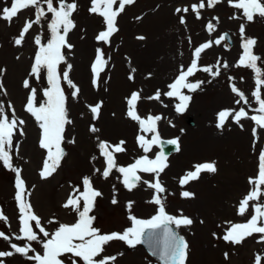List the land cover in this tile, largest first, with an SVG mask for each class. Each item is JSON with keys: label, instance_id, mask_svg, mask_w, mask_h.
<instances>
[{"label": "rangeland", "instance_id": "1", "mask_svg": "<svg viewBox=\"0 0 264 264\" xmlns=\"http://www.w3.org/2000/svg\"><path fill=\"white\" fill-rule=\"evenodd\" d=\"M75 2L78 5L72 16L75 27L67 37L73 47L63 50L66 62L59 65V71L62 74L68 70L66 64H71L69 77L80 92L73 96V89L61 81L72 123L66 125L65 140L61 145L65 155L60 167L47 179L40 176L46 158V150L39 146L41 130L34 117L26 111V104L33 88L37 91V104L46 99L43 96V90L49 87L46 72L42 71L37 77L32 74V67L39 51L35 39L39 37L42 43H47L53 16L47 13L40 24H34L21 45H16L14 40L25 21L35 19V9L22 10L11 23L0 19V82L4 86L0 90V102L10 118L14 109L15 118L25 121L20 126L24 134L17 131L13 138L10 150L12 164L13 168L21 170V177L30 193L28 201L41 218L42 226L51 233L60 223L76 221L77 214L71 208H64L63 204L75 188L83 191L85 176L90 177L93 186L102 193L96 198L90 213L96 217L94 226L101 233H122L132 226L130 217L133 215L139 219L151 218L158 210V206L152 203L155 192L143 181H154V174L140 173L142 180L131 191L125 188L121 174L115 170L104 179L100 172L95 171L100 169L102 172L105 167L98 144L108 141L116 145L125 141L126 151L116 154L120 166H127L143 155L154 159L171 145L172 149L165 154L168 167L159 177L166 189L161 195L169 214H183L193 220L191 226L179 228L189 245L186 264H255L256 256L264 258V234H253L241 244L222 239L232 223H243L250 218L247 213L238 215V206L253 187L249 178L258 176L259 154L264 151V129L250 119L259 114L256 111L259 105L253 96L256 74L251 68L236 66L243 52L239 31L243 24L244 36L257 40L253 52L261 57L258 67L264 68V18L256 16L248 22L242 10L231 6L228 0H222L213 8L206 6L200 11L199 19L191 6L200 0H135L117 18L119 30L110 38V43H104L97 41L96 36L106 26L103 17L89 11L91 0ZM205 3L207 5V0ZM10 4L11 0H0V8ZM58 4L59 0H54V6L58 7ZM42 6L46 11L43 0ZM184 7L189 8L187 13L176 12L177 8ZM181 16L186 23H180ZM209 22L214 25L212 32L206 27ZM224 31L232 35L233 44L225 39L216 45L214 41L223 36ZM209 41L213 42L212 46L201 54L198 67H212L220 75L213 76L200 70L190 77L191 82L204 83L195 92L183 90L192 99L184 112H177L175 105L179 103L178 99L163 93L169 90L168 85L177 78L181 66L185 70L190 66L195 58V48ZM98 50H103L108 63L96 78L92 65ZM225 62L228 68L223 67ZM25 80L29 88L24 87ZM233 84L245 93L247 104L243 100L240 104L235 103L239 97L231 91ZM158 90L161 92L160 100L148 99ZM133 92L141 93L137 111L142 118L149 115L162 117L157 123L160 142L153 145L149 153H144L139 147L138 137L144 135L152 139L154 134L142 132L140 124L127 116V99ZM261 93L264 96V86H261ZM101 102L99 118L93 119L90 106ZM241 107L248 112V118L237 124L229 117L224 128L217 127L221 110L238 111ZM92 126L99 131L91 132ZM73 140L74 143L71 142ZM171 140H178L179 151L177 145L168 143ZM197 143L199 148L195 147ZM213 161L217 168L215 173L203 172L199 179L183 186L180 184V179L194 170V165ZM15 183L16 173L0 161V209L7 218L0 220V231L11 237L10 241L0 238V251H14L11 243L18 246L26 243L15 239L20 235L21 226ZM261 188L264 190V186ZM184 191L194 196L185 198L181 195ZM114 198L117 203H112ZM261 201H264V196ZM129 202H132L131 208ZM253 203L250 202L249 213ZM50 220L53 222L49 223ZM33 229L40 240L45 239L35 222ZM31 246L42 254L39 241L32 242ZM102 255L116 256L113 264H161L141 244L132 247L122 241L110 242ZM2 259L4 264H35L20 254ZM78 264L83 262L78 261ZM261 264H264V259Z\"/></svg>", "mask_w": 264, "mask_h": 264}, {"label": "snow or ice", "instance_id": "2", "mask_svg": "<svg viewBox=\"0 0 264 264\" xmlns=\"http://www.w3.org/2000/svg\"><path fill=\"white\" fill-rule=\"evenodd\" d=\"M134 2L135 0H91L89 11L103 17L106 26L105 30L100 31L96 36L97 41L110 43V38L119 30L117 18L124 12L126 6ZM221 2L222 0H207L206 5L205 0H200L198 4H193L191 8L195 12L196 18L199 19L202 9L206 6L213 8ZM228 3L234 8L242 10L243 16L248 22H252L256 16L264 18V0H228ZM43 4L47 6L46 11L42 6V0H11L10 6L0 8V19L11 23L22 10L30 7L35 9V19L26 20L18 38L14 40L16 45H21L34 24H40L47 13H51L53 16L49 25L51 35L47 43H42L39 37L35 39V43L39 45V51L35 56V63L32 67V74L37 77L40 76L42 71L46 72L49 84V87L43 90V96L46 99L37 104V91L33 88L30 90V96L26 104V111L34 117L41 130L39 146L41 149L46 150V158L43 161L40 176L42 179H47L60 167L61 160L65 155L61 145L65 140L66 125L72 123L68 117L65 90L61 85V81L67 82V85L73 89V96L78 95L80 89L69 77L68 70L71 69V64H66L68 70L63 71L62 74L59 71V65L66 62L63 50L73 47L68 43L67 37L70 30L75 27L72 16L77 11L78 5L75 0H72V2L59 0L58 7L54 6V0H43ZM188 11V7L176 9L177 13H187ZM180 23H186L183 16L180 17ZM206 27L209 32L214 30V25L211 22ZM239 31L243 41V52L236 66L251 68L256 74V90L253 92V96L258 102L259 107L256 111L259 114L251 116L250 119L259 128L264 129V96L261 93V86H264V68L258 67V61H261V57L253 52L257 40L244 36L245 27L243 24L240 25ZM138 38L144 39V37ZM225 39H227L226 34L220 36L214 43L219 45ZM212 43V41H209L195 48V58L191 61L190 66L186 70L181 66L179 75L174 82L168 85L169 90L163 93L169 98L178 99L179 103L175 105L177 112H184L192 99L183 90L187 89L195 92L204 83L203 81L191 82L190 77H193L200 70L213 76L220 75V72L218 70L214 72L212 67L205 66L202 69L198 67L201 54L210 48ZM107 63L103 50H98L92 65L94 77L99 78ZM228 66L226 62L223 64L224 68H228ZM24 87H30L27 80L24 82ZM3 88V83L0 82V90H3ZM231 91L239 97L235 101L236 104H240L242 100L245 104L248 103L245 93L237 88L235 84L232 85ZM4 94L6 95V91ZM160 98L161 92L159 90L154 96L148 97V99L156 100H160ZM140 100V92L131 94L127 99V116L140 124L142 132L154 134L152 139H147L144 135L138 137L139 147L144 153H149L153 145L160 142L157 123L162 117L149 115L142 118L137 111V104ZM101 107L102 102L90 106L93 119L99 118ZM229 117H232L235 123L240 124L242 119L248 118V112L243 107L238 111L235 109L221 110L218 113L217 127L224 128ZM24 123V120L15 118L14 109L12 110V118H10L5 112L4 104L0 102V161L16 173L15 187L17 191L15 200L18 202L21 226L19 229L20 235H17L15 239L26 241L24 246L11 243L10 247L14 251H0V264H4L2 258L11 257L14 254L25 256L29 260L35 261V264H78V261H82L83 264H113L117 259L116 256L102 255L105 252V246L112 241H122L132 247L139 244H148L149 247L153 248V254L158 255L164 261V264H186L189 245L185 238L173 229V225L175 229H179L181 226H191L193 220L183 214L179 216L171 215L166 211V204L161 195L166 189L159 179L160 174L168 167L163 152L156 155L154 159L149 158L148 155H143L127 166H120L117 164L116 154L126 151L123 146L125 141H120L116 145L108 141H100L98 144L100 154L104 157L105 167L102 172L100 169H95V171L100 172L104 179L109 178L115 170L121 174V182L125 188L131 191L140 184L142 180L140 173L154 174V181H143L155 192L152 203L158 206V210L151 218L139 219L133 215L130 217L132 226L122 233H101V230L94 226L96 217L90 213L94 209L96 198L102 196V193L93 186L92 179L85 176L82 180L83 191L81 192L78 187L75 188L63 204L64 208H71L77 214L76 221L71 224L60 223L55 231L50 233L42 226L41 218L34 212L31 203L28 201L27 197L30 193H28L25 181L21 177V170L13 168L12 164L10 150L13 146V138L17 131L20 135L24 134L23 129L20 128ZM90 131L96 133L99 129L92 126ZM253 134H256L255 129ZM71 142L74 143L75 141ZM168 143L177 145V151H179L178 140H171ZM216 171L214 161L199 163L194 165V170L188 171L179 182L183 186L190 181L199 179L203 172L215 173ZM249 183L253 187L239 202L238 215L245 216L247 213L250 218L243 223H232L222 237L224 241L241 244L253 234H264V201H261V197L264 196V190L261 188V186H264V151L259 154L258 176L255 178L250 177ZM181 195L185 198L194 196L193 193L188 191L182 192ZM250 202H254L251 213H249ZM112 203H117L115 198ZM131 203L129 202V208H131ZM6 219L3 210L0 209V220ZM33 222H35L39 233H42L45 239L40 240L38 233L33 229ZM52 222V220L49 221V223ZM0 238L6 241L11 240V237L2 231H0ZM262 239H264V236H262ZM37 241L42 246V254L31 246L32 242ZM29 253H34V255H29ZM225 255L227 256V254ZM262 259L264 258L259 255L256 256L255 264H261Z\"/></svg>", "mask_w": 264, "mask_h": 264}, {"label": "water", "instance_id": "3", "mask_svg": "<svg viewBox=\"0 0 264 264\" xmlns=\"http://www.w3.org/2000/svg\"><path fill=\"white\" fill-rule=\"evenodd\" d=\"M173 229L175 230V231H177V229H175V227L173 226ZM178 232V231H177ZM146 248H147V250L151 253V254H153V248L152 247H149V245L148 244H143ZM154 255V254H153ZM157 258H159L163 263H164V261L158 256V255H155Z\"/></svg>", "mask_w": 264, "mask_h": 264}, {"label": "bare ground", "instance_id": "4", "mask_svg": "<svg viewBox=\"0 0 264 264\" xmlns=\"http://www.w3.org/2000/svg\"><path fill=\"white\" fill-rule=\"evenodd\" d=\"M195 147H196V148H199V144L197 143V144L195 145Z\"/></svg>", "mask_w": 264, "mask_h": 264}]
</instances>
